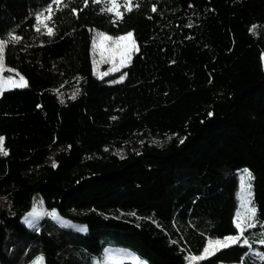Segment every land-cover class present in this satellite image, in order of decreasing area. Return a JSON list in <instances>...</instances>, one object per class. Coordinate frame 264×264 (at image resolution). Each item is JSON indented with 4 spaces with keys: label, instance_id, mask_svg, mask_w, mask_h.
Returning <instances> with one entry per match:
<instances>
[{
    "label": "trees",
    "instance_id": "obj_1",
    "mask_svg": "<svg viewBox=\"0 0 264 264\" xmlns=\"http://www.w3.org/2000/svg\"><path fill=\"white\" fill-rule=\"evenodd\" d=\"M104 8L0 0V39L20 38L5 67L28 84L0 94V264H96L113 245L139 264H189L206 238L236 234L244 169L249 245L205 260L264 264V0H133L122 20ZM94 31L134 33L122 81L92 74ZM35 195L85 232L47 217L25 227Z\"/></svg>",
    "mask_w": 264,
    "mask_h": 264
},
{
    "label": "snow or ice",
    "instance_id": "obj_2",
    "mask_svg": "<svg viewBox=\"0 0 264 264\" xmlns=\"http://www.w3.org/2000/svg\"><path fill=\"white\" fill-rule=\"evenodd\" d=\"M93 2L97 4L103 2L105 4V8L102 10L109 13H114L117 20L123 19V13L120 11L121 7L125 8L128 12L133 10V0H123V4L120 3V0H93ZM53 3L59 5L62 3V0H53ZM136 7H139V5L137 4ZM46 11L49 13L48 16L45 17L43 13L37 16V31L40 30L39 24L42 23L41 17H43V19H51V13L53 11L52 6L49 5ZM152 11H157L155 6H153ZM73 12H75V9H73ZM255 27L256 26H253V31L255 30ZM53 34V29L48 28L47 35L51 36ZM19 39L20 38L18 36H10L9 40L0 39V94H3L5 91L10 90L11 88H23L28 86L25 78L22 75H19V73H16V75L19 76L18 80L14 79L12 75H3L5 71L15 72L14 69H6L5 67V48L9 41L18 42ZM92 49L94 57L98 52L101 62L110 63L112 65L110 71H118L120 68L126 67L131 62L133 53L138 51V46L132 31L116 37L110 36L103 32H96L92 40ZM96 63L97 61L94 58L93 64L95 65ZM104 75H108V72L101 74V76ZM123 79L124 75L120 77L121 81ZM3 141L4 138L0 137V154L7 155V151L3 147ZM182 142L183 141H181V143ZM246 178L251 179V174L245 169L241 176V189L247 193V196L242 200L241 207L236 211L234 219V225L238 231V234L226 236L222 239H209L206 242L203 253L199 256L191 257L192 260L198 261L206 259L207 257L214 255L222 248H227L237 244L244 237L246 229L255 227L254 221L257 210L254 206H250L252 205L250 192L251 185L246 183ZM53 215L55 214L53 213ZM259 242L264 244V238H260ZM243 244L249 245V240L244 238Z\"/></svg>",
    "mask_w": 264,
    "mask_h": 264
},
{
    "label": "rangeland",
    "instance_id": "obj_3",
    "mask_svg": "<svg viewBox=\"0 0 264 264\" xmlns=\"http://www.w3.org/2000/svg\"><path fill=\"white\" fill-rule=\"evenodd\" d=\"M96 32H98V31H94L92 33V40H93V37L95 36ZM92 40H91V49H90V53H91V72H92V74L96 78L104 79L105 81H109V80H111V78H114L115 80H120L121 75L115 76L114 74L117 71H110V69L112 68V65L110 63L101 62L98 52L95 55V57L93 56ZM94 58L97 61V63L95 65L93 64V59ZM260 61H261L262 68H264V54H261ZM6 69H12V68L6 67ZM105 72H108V75L101 76V74L105 73ZM16 73H17L16 71L15 72L5 71L3 73V75L4 76L12 75L14 79L18 80L19 76L16 75ZM132 148H134V147H132ZM244 170L238 171L236 173L237 189H238L237 190V209H236V211L241 207L242 200L245 199V197L247 196V193L242 191V189H241V176L244 173ZM248 180L249 179L246 178V183L249 184ZM53 213L55 215H53ZM235 214H236V212H235ZM44 217H47V218L51 219L53 222H55L59 226L71 228V229H74L75 231H78V232H85V228H84L83 225L70 222L67 219H64V218L60 217L59 215H57L53 210H46L43 207L41 199L37 195H35L33 197L32 203H31V206H30L29 210L26 211L22 215V217L20 218V222L25 227L33 229V228H35L37 226L38 222ZM234 219H235V215H234ZM233 223H234V220H233ZM237 234H238V231L236 229V234H234V235H237ZM224 237H226V236H224ZM224 237H221V238H206L202 250L197 255H190L188 263L189 264H211V263L207 262L205 259L197 261V260H192L191 257L201 255L203 253L204 247L206 246V242L209 239H222ZM239 243L243 244V239H241ZM122 261H130V262H132L134 264H139V263H143L144 262L142 259L138 258L128 248H125L123 246H115V245H113V246H107L104 249V251H103V253L101 255V259L99 261H97L96 264H120ZM28 264H43L41 255H39V254L36 255ZM216 264H225V263H216ZM230 264H240V263H230Z\"/></svg>",
    "mask_w": 264,
    "mask_h": 264
}]
</instances>
